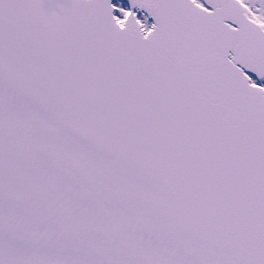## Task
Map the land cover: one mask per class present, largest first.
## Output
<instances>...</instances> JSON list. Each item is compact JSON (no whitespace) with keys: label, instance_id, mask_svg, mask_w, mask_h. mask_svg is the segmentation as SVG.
Here are the masks:
<instances>
[{"label":"snow or ice","instance_id":"6c2138e0","mask_svg":"<svg viewBox=\"0 0 264 264\" xmlns=\"http://www.w3.org/2000/svg\"><path fill=\"white\" fill-rule=\"evenodd\" d=\"M0 264H264V0H0Z\"/></svg>","mask_w":264,"mask_h":264}]
</instances>
